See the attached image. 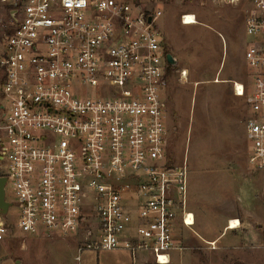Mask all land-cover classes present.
Wrapping results in <instances>:
<instances>
[{
    "label": "built area",
    "instance_id": "1",
    "mask_svg": "<svg viewBox=\"0 0 264 264\" xmlns=\"http://www.w3.org/2000/svg\"><path fill=\"white\" fill-rule=\"evenodd\" d=\"M169 1L0 0V178L11 204L0 237H77V262L124 251L171 264L182 251L174 231L195 218L186 163L167 152L157 6ZM207 1L246 15L252 72L232 89L249 109L247 164L263 171L264 0ZM187 16L197 23L183 15V25Z\"/></svg>",
    "mask_w": 264,
    "mask_h": 264
},
{
    "label": "rangeland",
    "instance_id": "2",
    "mask_svg": "<svg viewBox=\"0 0 264 264\" xmlns=\"http://www.w3.org/2000/svg\"><path fill=\"white\" fill-rule=\"evenodd\" d=\"M157 8L165 55L176 61L166 65L163 93L167 152L173 164L186 163L195 218L191 228L178 222L174 234L182 251L171 264H264V170L246 163L249 109L232 89L233 82L248 83L252 72L244 57V9L207 0H171ZM183 15H195L197 24L183 25ZM235 219L246 235L226 232ZM79 243L77 237L17 232L0 237V264H154L145 254L132 261L124 251H85L77 262Z\"/></svg>",
    "mask_w": 264,
    "mask_h": 264
},
{
    "label": "water",
    "instance_id": "3",
    "mask_svg": "<svg viewBox=\"0 0 264 264\" xmlns=\"http://www.w3.org/2000/svg\"><path fill=\"white\" fill-rule=\"evenodd\" d=\"M150 21L151 20L148 19V22ZM166 61L169 66L174 67L176 65V61L171 55H166ZM5 184H6V179L4 177H1L0 178V213L2 215H5L8 209L11 207V204L5 201V190H4Z\"/></svg>",
    "mask_w": 264,
    "mask_h": 264
},
{
    "label": "crops",
    "instance_id": "4",
    "mask_svg": "<svg viewBox=\"0 0 264 264\" xmlns=\"http://www.w3.org/2000/svg\"><path fill=\"white\" fill-rule=\"evenodd\" d=\"M2 18H4V12L2 11V10H0V19H2ZM5 33V31H3L1 28H0V36H3V34ZM1 81V80H0ZM246 163H247V161H246ZM235 220H237V219H235ZM232 220H230L229 222H231ZM238 221V220H237ZM239 223H240V225L238 226V228L237 229H233V230H229L228 229V227H229V224L227 225V227H226V232L227 231H229V232H231V234H236V235H239V234H241V235H246V233L248 232V230H247V228H245V225L244 224H242L240 221H239ZM241 235H240V237H241ZM240 240H241V238H240ZM239 240V241H240ZM236 241H238V240H236ZM235 242V241H234ZM249 246V245H248Z\"/></svg>",
    "mask_w": 264,
    "mask_h": 264
},
{
    "label": "bare ground",
    "instance_id": "5",
    "mask_svg": "<svg viewBox=\"0 0 264 264\" xmlns=\"http://www.w3.org/2000/svg\"><path fill=\"white\" fill-rule=\"evenodd\" d=\"M185 20L188 21V22H187L188 26H190V24H197V23H194L193 21H191V20H192V17H190V16H187V17L185 18ZM190 221H191V219H190V217H189V218H188V222H190ZM239 225H240L239 221H237V220H232V221L229 223V227H228V229H229V230L237 229Z\"/></svg>",
    "mask_w": 264,
    "mask_h": 264
},
{
    "label": "trees",
    "instance_id": "6",
    "mask_svg": "<svg viewBox=\"0 0 264 264\" xmlns=\"http://www.w3.org/2000/svg\"><path fill=\"white\" fill-rule=\"evenodd\" d=\"M168 70H166V72H167Z\"/></svg>",
    "mask_w": 264,
    "mask_h": 264
}]
</instances>
